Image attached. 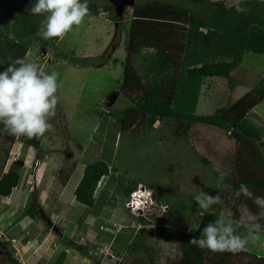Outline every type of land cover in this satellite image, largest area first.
Returning a JSON list of instances; mask_svg holds the SVG:
<instances>
[{
	"label": "trees",
	"instance_id": "16d2710c",
	"mask_svg": "<svg viewBox=\"0 0 264 264\" xmlns=\"http://www.w3.org/2000/svg\"><path fill=\"white\" fill-rule=\"evenodd\" d=\"M206 2L207 9L202 15L196 14L186 5L163 0H148L134 3L129 13H126L125 6L121 15L116 16L109 2L99 5L96 0H88L89 15H97L103 10L112 15L111 20L113 24L115 22L114 34L119 27L125 28L123 36L125 54L121 61L118 90L123 106L118 108L112 105L102 111L92 136L102 135L97 130L102 129L104 123L114 124L115 137L117 130H120L118 138L126 129H131L129 132L131 137H140L146 131L155 128L154 121L159 122L157 128L169 126L168 132L176 141L186 138L189 129L196 124L209 125L221 130L234 144L231 153L225 155L223 159L219 158V169L214 171L216 178L224 174V182L220 183L223 188L217 189L215 178L211 177L208 182L211 185L205 186L203 191L210 194H215L216 189L220 191L221 195L230 202V214L227 218L236 223L240 204H246L253 214L258 212L251 199L237 197L236 193L241 183L248 185L255 196L264 197V149H262L264 143L260 134L251 127L241 124L243 117L264 98V77L233 101L215 107L210 113H195L194 107L200 85L204 83L203 77L228 76L230 71L241 62L244 52H262L264 0H240V6L246 9L244 12L236 11L237 1L230 5L222 2ZM23 19H25L24 15ZM25 30L20 36L9 35L0 30V66L6 67L17 58H24L27 51L25 36L33 33L30 28ZM68 60L78 64L90 63L87 62L88 59L75 55L68 56ZM116 61L117 58L113 57L112 62ZM230 78L227 79L228 88L232 84ZM154 135L158 136L157 133ZM15 138L0 134V197L9 195L20 177L22 162L12 159L6 163ZM21 140L37 149L32 139L31 141L21 137ZM97 140L100 141L101 136ZM110 141L107 150L102 151L96 159L86 157L79 161L77 167L79 178L70 193L71 199L87 210L85 214L90 215L88 220L95 221L93 212L98 213V218L101 217L100 222L91 221L90 224V230L94 231L92 246L95 245L94 250L100 251L97 253L98 260L108 259L109 262L105 264H112L111 262L114 264H264V256L249 249L233 254L211 252L193 246L188 241L193 235L199 236V231H186L183 227L168 222L162 225L160 234L174 243L177 252L164 263H160L158 250L150 241L152 235L156 237L153 228L143 226L141 214L129 212L125 208L122 185L123 179L127 177L119 172L124 174L128 172L116 166L114 161L109 163L114 139ZM91 145L92 143L88 142L85 153L90 151ZM199 160L207 163L202 156H199ZM32 162L35 164L36 159L33 158ZM102 178H104L103 184L98 188V182ZM141 181L153 189L154 198L161 205L174 208V211L185 213L190 211L191 215L198 212L193 201L175 199L163 187ZM63 182L64 180L60 181L61 184ZM30 196H35L34 190H30ZM117 202L120 210L128 214V218L130 217L128 219L125 215L127 218L125 223H116L108 216L117 206ZM216 207L210 209L212 215L204 217L199 215L193 229H202L207 223L221 216ZM39 210L44 216L49 217V214L45 213L41 206L38 208L35 202L33 205L29 203L24 212L34 218L40 217ZM130 219L141 221V226L133 229L128 224ZM260 223L264 227V219H261ZM43 224L48 228L49 223L44 221ZM56 227L54 232L59 233L60 227ZM80 238L82 241L76 243H73L70 237L68 239L79 250L88 251L84 237L80 236ZM50 240V237L45 236L36 249L41 251ZM0 251L5 254L8 264H19V259L8 249L6 240L1 237ZM107 251L115 253L118 258H112L106 253ZM119 251L132 254L143 252L145 256H135L130 261H126L121 260ZM63 256L64 251H60L55 261L50 264H59Z\"/></svg>",
	"mask_w": 264,
	"mask_h": 264
},
{
	"label": "rangeland",
	"instance_id": "374dc122",
	"mask_svg": "<svg viewBox=\"0 0 264 264\" xmlns=\"http://www.w3.org/2000/svg\"><path fill=\"white\" fill-rule=\"evenodd\" d=\"M96 1L99 5L109 2L108 0ZM145 1L148 0H134V3ZM163 1L189 6L199 15L205 13L206 1L216 2V0ZM236 1L219 0L226 5ZM33 3L35 0H0V30L2 32L20 36L25 33V28L33 30V33L25 36L27 51L23 59L38 62L47 73L52 71L59 73L56 93L58 104L55 115L49 120L52 124L51 130L39 139H32L38 150L22 142L21 137H16L7 155L6 163L12 159L22 162L17 184L11 189L9 195L0 197V237L6 240L7 247L13 254L17 250L16 247L21 244L29 246L35 237L41 238L44 234L45 225L43 223L46 221L42 217L44 214L33 218L24 212L27 205L29 203L33 205L34 202L38 208L43 205L41 207L47 214L52 211L56 212L55 204H57L56 210L62 214L56 217L58 216L56 213L54 218H49L50 225H54L60 220L58 226L62 232L61 235L49 229L54 241L58 240L61 244L55 251H58L62 247L64 239L68 240L69 237L73 243L82 241L80 236L90 243L91 236H85L84 229H90L91 221L92 223L100 222L101 217L98 218V213L93 212L95 221L83 220L87 210L70 197V188L75 184H73V180L65 183L61 202H57L55 191H59L60 181L66 177L69 170H72L76 175L74 169L76 162L79 163L86 157L92 160L96 159L102 151L107 150L111 139H114V148L109 163L114 161L116 166L129 173H125V175L119 172L127 177L123 179L124 181H148L163 187L175 199L191 201L192 194L211 185L208 184L211 177L215 178L217 189L223 188L222 184L217 183L214 171L219 169V158L223 159L225 155L231 153L233 143L229 136L212 126L196 124L189 129L186 138L178 141L169 134V126L157 128L158 121L153 122L155 125L153 130L146 131L137 138L131 137L129 134L131 129L123 130L124 134H121L120 138H118L120 130H117L115 137V126L109 123H104L102 129L97 130L102 135L92 136L102 111L109 109L112 105L113 107L118 106V108L123 106L118 90L121 78V61L125 54L123 47L125 28L124 26L119 27L114 34V24L111 20L113 17L103 10L94 16L88 14L81 25L73 26V29L64 37L44 40L39 35L44 14L33 15L30 11ZM130 7H125L126 13L130 12ZM23 15L25 19H23ZM262 49L261 53L244 52L241 62L232 69V74H228V76L203 77L204 83L200 85L194 112L210 113L215 107L233 101L255 82L262 79L264 77V45ZM70 55L88 59L87 62L90 63L70 62L68 60ZM113 57L117 58L114 63L112 62ZM3 68L0 66V70ZM228 78L232 82L230 88L227 86ZM241 124L251 127L252 130L260 134L261 141L264 143V98L243 117ZM154 133H157L158 136L156 137ZM99 136H101L100 141L97 140ZM88 142L92 145L90 151L85 153ZM262 149H264V145H262ZM199 156L205 158L207 163L201 162ZM33 158L36 159L35 164L32 162ZM43 162H45L44 169H42ZM72 175H70V179L73 178ZM103 180L104 178L99 180L98 188L102 186ZM31 189L36 193L35 196L29 197ZM224 200L225 204L216 205V209L221 216L227 218L230 214V202L226 198ZM59 204L65 205V207L60 209ZM116 205L108 215L110 220H115L120 224L127 222L128 214L126 215L120 210L118 202ZM169 208L160 211L153 205L150 209H153L152 226L150 227L156 234V237L154 235L150 237V241L158 250L160 263H164L177 252L174 243L160 234L162 225L168 222L186 229L187 224L191 223L190 228L193 229L199 217L198 212L191 215L190 211L185 213ZM173 212L176 214L174 215ZM45 230L48 231L46 228ZM47 246L51 247L52 243L49 242ZM248 248L255 253L259 252L264 255V227H262L259 239L250 244ZM58 254L54 259L52 258L53 261ZM119 254L122 257L121 260L126 261H130L135 256H145L143 252L132 254L119 251ZM25 258H27V254L24 256V264H33V256ZM68 260H70V255L65 254L61 264ZM107 262L108 260L104 261V263ZM0 264H8L5 254L1 251Z\"/></svg>",
	"mask_w": 264,
	"mask_h": 264
},
{
	"label": "clouds",
	"instance_id": "9594fccd",
	"mask_svg": "<svg viewBox=\"0 0 264 264\" xmlns=\"http://www.w3.org/2000/svg\"><path fill=\"white\" fill-rule=\"evenodd\" d=\"M30 11L33 15L44 14L39 35L47 40L62 38L73 26L81 25L89 14V5L88 0H35ZM236 11H246L240 6V0L236 2ZM58 77L57 71L47 73L38 62L20 58L0 70V134L39 139L50 131L52 124L49 120L55 115L58 104ZM223 182L222 173L217 183ZM236 195L251 199L258 212L253 214L246 204H240L236 223L222 215L202 229L190 228V232L200 233L199 236H191L188 241L191 245L211 252L235 254L246 251L259 239L262 231L260 220L264 219V197L255 196L244 183L239 185ZM192 201L201 217L212 215L210 209L213 206L225 204L218 190L215 194L203 190L192 194Z\"/></svg>",
	"mask_w": 264,
	"mask_h": 264
},
{
	"label": "crops",
	"instance_id": "0c3cea01",
	"mask_svg": "<svg viewBox=\"0 0 264 264\" xmlns=\"http://www.w3.org/2000/svg\"><path fill=\"white\" fill-rule=\"evenodd\" d=\"M232 71L233 70H231L229 74H232ZM233 148H234V144H233ZM233 148H232V151H233ZM28 154H30V152H28ZM30 157L31 156L29 155V158ZM43 163H44V165H43V168L42 169L45 168V162H43ZM68 167H69V165H68ZM77 167H78V162H76V166L74 168L76 175L73 174L72 170H69L68 171V174L66 175V177L64 179H62V180H64L63 184H60L59 183L60 184V189H59V191H55V194L57 193L56 194L57 195V202H61V197L64 194V190H65V188H64L65 183L67 181H69V180H73V184L74 183L76 184V182L78 181L79 175H78V169H77ZM38 168H39V165H38ZM70 175H72L73 178L70 179L69 178ZM74 185L70 188V191L72 190V188L74 187ZM35 193H36V191H35ZM36 202L38 203V201H36ZM62 202L64 204V201H62ZM69 202H67V204H69ZM56 205L57 204H55V211L56 212L52 211L49 214V217L50 218H52V217L54 218V215H56V213L58 214V216H56V217H59V215L60 216L62 215L61 212L58 213V211L56 210ZM41 206L43 207V205H41ZM63 206L65 207V205L59 204V208L60 209ZM89 217H90V215H85L83 220L86 221L87 218H89ZM80 218H83V217L80 216ZM59 223H60V220L57 221L55 225L58 226ZM45 228H43L44 229L43 236L41 238L35 237L34 238V241H32L31 244H29V246L27 244H21L20 246L16 247L17 250L15 252V256H16L17 259L25 261L24 260V256L27 254V258L29 256H33V264H47V262H49V264H50V263H52L54 257L56 256V254H58L59 251H64V255L65 254L70 255V260L64 261L62 264H100V263L103 264L104 261L107 260L105 258H102L101 261L98 260L97 249L94 250L95 245L92 246L93 235H94V231L93 230L86 229V228L84 229L85 230V235L91 236L90 237V239H91L90 243H87V242L85 243L86 246H87V248H88V251L84 252V251L79 250V248L77 246H75L73 243H71L69 241V239L68 240H65L64 239V242H62V240H61V242L63 243L62 247L58 251H55L56 248L59 246L60 243L58 242V240L54 241V239H53L54 237L52 236V234L49 231V229H51L50 228V224L48 225V228H46L48 231H46ZM61 233L62 232L60 231L59 232V235H61ZM45 236L50 237V239H51L50 242L52 243V246L51 247L50 246H47V247L43 248L41 251H39L36 248H37V246L39 245V243L42 241V239ZM247 249H249V248H247ZM249 250L255 253V251H253L251 249H249ZM256 254H259V252H256ZM259 255H261V254H259ZM27 258H25V259H27ZM63 258H64V256H63ZM63 258H62L61 262L63 261ZM61 262L59 264H61ZM108 262H109V260H108Z\"/></svg>",
	"mask_w": 264,
	"mask_h": 264
},
{
	"label": "built area",
	"instance_id": "2783aa9c",
	"mask_svg": "<svg viewBox=\"0 0 264 264\" xmlns=\"http://www.w3.org/2000/svg\"><path fill=\"white\" fill-rule=\"evenodd\" d=\"M122 195L125 208L132 213L141 214L143 217L142 222L144 223L143 226L150 227L152 226V210L151 206L154 205V208H159L160 211L167 210V206H163L156 201L154 198L153 189L146 185L141 181H123L122 185ZM141 221L136 219H131L128 224L133 228L137 229L142 224ZM188 223V222H187ZM191 227V223L187 224L186 231H188ZM106 253L109 254L112 258H118L115 253H111L107 251ZM114 264L113 262H111ZM19 264H24L23 260H19Z\"/></svg>",
	"mask_w": 264,
	"mask_h": 264
},
{
	"label": "water",
	"instance_id": "95a60500",
	"mask_svg": "<svg viewBox=\"0 0 264 264\" xmlns=\"http://www.w3.org/2000/svg\"><path fill=\"white\" fill-rule=\"evenodd\" d=\"M109 3L112 5V9L113 12L116 16H120L122 13V10L125 6H132L134 4V0H108ZM115 24V22H114ZM40 215H42L43 213L41 212V210H39ZM46 222H50L49 217L46 216H42ZM50 224V223H49ZM51 229L53 231H55L57 229L56 225H50Z\"/></svg>",
	"mask_w": 264,
	"mask_h": 264
}]
</instances>
